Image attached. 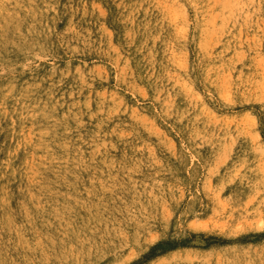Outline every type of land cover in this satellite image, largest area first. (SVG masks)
Wrapping results in <instances>:
<instances>
[{
	"label": "rangeland",
	"instance_id": "obj_1",
	"mask_svg": "<svg viewBox=\"0 0 264 264\" xmlns=\"http://www.w3.org/2000/svg\"><path fill=\"white\" fill-rule=\"evenodd\" d=\"M0 264H264V0H0Z\"/></svg>",
	"mask_w": 264,
	"mask_h": 264
}]
</instances>
